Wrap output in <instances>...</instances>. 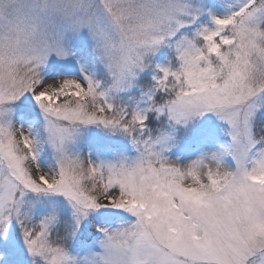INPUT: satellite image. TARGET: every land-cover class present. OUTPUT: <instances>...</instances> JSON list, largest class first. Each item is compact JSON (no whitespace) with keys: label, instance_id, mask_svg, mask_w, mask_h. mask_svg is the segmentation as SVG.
<instances>
[{"label":"snow or ice","instance_id":"6c2138e0","mask_svg":"<svg viewBox=\"0 0 264 264\" xmlns=\"http://www.w3.org/2000/svg\"><path fill=\"white\" fill-rule=\"evenodd\" d=\"M0 264H264V0H0Z\"/></svg>","mask_w":264,"mask_h":264}]
</instances>
